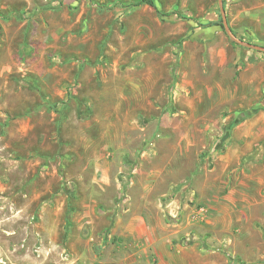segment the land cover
I'll return each mask as SVG.
<instances>
[{"label":"rangeland","instance_id":"374dc122","mask_svg":"<svg viewBox=\"0 0 264 264\" xmlns=\"http://www.w3.org/2000/svg\"><path fill=\"white\" fill-rule=\"evenodd\" d=\"M137 1L0 0V264H264V51Z\"/></svg>","mask_w":264,"mask_h":264},{"label":"water","instance_id":"95a60500","mask_svg":"<svg viewBox=\"0 0 264 264\" xmlns=\"http://www.w3.org/2000/svg\"><path fill=\"white\" fill-rule=\"evenodd\" d=\"M220 7H221V13H222V17H223V25H224L225 31L228 33V35L231 37V39H233L234 41L238 42L239 44L244 45L246 47H249L251 49H257V50H263L264 51V47L263 46L255 45V44H252V43H249V42H244L242 40L237 39L233 35V33L231 32V29H230V27L228 25V21H227V17H226V14H225V9H224L222 0H220Z\"/></svg>","mask_w":264,"mask_h":264},{"label":"crops","instance_id":"0c3cea01","mask_svg":"<svg viewBox=\"0 0 264 264\" xmlns=\"http://www.w3.org/2000/svg\"><path fill=\"white\" fill-rule=\"evenodd\" d=\"M134 232L135 231H133V232H131L130 234H134ZM94 231H92L90 234H89V236L87 237V239H82L83 241H86V243H90V241H92L93 239H94ZM133 244V246H134V248H133V253L131 254L132 255V257H131V260H133L132 262H136V261H139L140 259L139 258H137V255H138V253H139V251H137L138 249H143L144 250V252H147V250L145 249V247H143V248H137V247H139V245L138 244H134V243H132ZM165 247H163V246H160L159 247V249L161 250V251H163L164 253H167L168 255H170V257H173V255L172 254H169V249H167V248H165ZM148 256V255H147ZM148 260H150V259H148Z\"/></svg>","mask_w":264,"mask_h":264},{"label":"trees","instance_id":"16d2710c","mask_svg":"<svg viewBox=\"0 0 264 264\" xmlns=\"http://www.w3.org/2000/svg\"><path fill=\"white\" fill-rule=\"evenodd\" d=\"M148 4V5H150V6H155L156 4H155V0H139V1H137L135 4H134V6H140V5H142V4ZM209 25H221V26H223L222 25V23H220V22H215V21H210L209 22Z\"/></svg>","mask_w":264,"mask_h":264}]
</instances>
